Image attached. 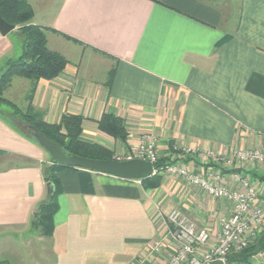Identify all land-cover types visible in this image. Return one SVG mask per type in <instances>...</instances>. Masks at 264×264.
I'll use <instances>...</instances> for the list:
<instances>
[{
    "label": "crops",
    "instance_id": "crops-1",
    "mask_svg": "<svg viewBox=\"0 0 264 264\" xmlns=\"http://www.w3.org/2000/svg\"><path fill=\"white\" fill-rule=\"evenodd\" d=\"M22 1L32 6L33 23L45 28L48 48L68 60L57 78L37 83L33 106L45 121L83 116L82 139L115 158L154 132L160 159H188L181 162L210 179L222 171L218 183L237 193L247 191L243 177L264 188V162L228 164L238 151L264 155V0ZM16 54L9 34L0 33V76ZM29 82L23 106L6 98L25 108ZM105 114L124 120L125 143L99 130ZM31 137L21 122L0 115V234L6 242L40 231L34 214L50 197L44 171L52 157ZM162 175L158 188L146 189L140 180L60 169L53 235L40 232L24 242L26 254L47 255L40 264H166L175 248L165 215L176 208L215 237L233 205L182 177ZM36 241L39 250L32 249Z\"/></svg>",
    "mask_w": 264,
    "mask_h": 264
},
{
    "label": "trees",
    "instance_id": "trees-1",
    "mask_svg": "<svg viewBox=\"0 0 264 264\" xmlns=\"http://www.w3.org/2000/svg\"><path fill=\"white\" fill-rule=\"evenodd\" d=\"M0 15L2 18L17 27L16 31L22 40L21 56L10 60L5 71L0 76V115L12 121H17L25 126H34L39 129L48 139L58 143L67 156H80L90 159H115L113 152L106 147L84 141L82 139L83 124L85 118L76 114H64L58 123L45 121V114L33 106V98L37 83L40 80H53L57 78L68 65V60L57 52L51 51L47 45L45 28L33 23L34 10L30 4L22 0H0ZM14 77H23L32 82V86L26 97L27 106L22 108L11 102L4 96ZM8 108V113L4 111ZM98 128L103 133L126 142L128 132L124 120L112 114H105L97 122ZM34 139L33 137H31ZM188 159L180 158L172 160L163 158L156 164L160 169L169 164ZM62 168H71L60 165L52 159V164L44 171L46 183H52L49 199L40 204L36 209L35 224L42 235L52 237L54 232V217L59 209L58 197L62 193L58 171ZM162 174H156L150 178L140 180L146 189L158 188L161 184ZM264 229L257 234L247 248L238 253H232L230 258L236 262H247L252 256L254 244ZM264 249V240L262 242Z\"/></svg>",
    "mask_w": 264,
    "mask_h": 264
},
{
    "label": "built area",
    "instance_id": "built-area-1",
    "mask_svg": "<svg viewBox=\"0 0 264 264\" xmlns=\"http://www.w3.org/2000/svg\"><path fill=\"white\" fill-rule=\"evenodd\" d=\"M158 136L154 132H146L140 136L137 147L125 158L116 157V160L142 159L154 165L153 175L169 174L182 177L188 183L207 191L215 199H224L233 205L229 216L220 218L218 234L213 237L207 227H200L190 220L180 209L171 210L165 215V221L170 226L169 237L174 254L166 264H264V249L249 258L247 262L232 261V253H238L249 246L264 227V188H257L247 177L242 183L247 189L245 193H237L226 186L219 184L222 171L211 173L209 178L202 170L196 169L184 162L169 164L160 169L156 164L160 161L158 152ZM192 153L186 149L184 155ZM209 158L224 161L215 154L209 153ZM257 160L264 162V155L259 151H238L228 164L234 161ZM259 202H258V201ZM164 215V214H162ZM164 247V240L156 241L153 250L160 253ZM138 264H145L140 260Z\"/></svg>",
    "mask_w": 264,
    "mask_h": 264
},
{
    "label": "water",
    "instance_id": "water-1",
    "mask_svg": "<svg viewBox=\"0 0 264 264\" xmlns=\"http://www.w3.org/2000/svg\"><path fill=\"white\" fill-rule=\"evenodd\" d=\"M16 26L6 22L0 15V33L4 36L16 30ZM29 130L33 138L51 155L52 159L58 164L71 167L80 168L84 170H92L100 174L111 175L124 180H143L153 176L154 165L146 160L133 159L119 161L116 159H90L80 156H67L62 147L48 139L39 129L34 126H25ZM52 183H48L49 193ZM36 216V213L34 214ZM264 240V232L259 235L255 244L253 255L260 252L262 242ZM214 264H221L220 262Z\"/></svg>",
    "mask_w": 264,
    "mask_h": 264
},
{
    "label": "rangeland",
    "instance_id": "rangeland-1",
    "mask_svg": "<svg viewBox=\"0 0 264 264\" xmlns=\"http://www.w3.org/2000/svg\"><path fill=\"white\" fill-rule=\"evenodd\" d=\"M9 36H10V39L12 40L13 44L15 45V51L17 52L15 57L17 58V57H19V55L21 53V48H22V40H21L20 34L16 30H14L11 33H9ZM13 82H14L13 86H12L11 90L9 91L10 96L5 95V94H4V96L10 97L13 101H15L19 105L23 106V104H22L23 100H22V96H21L22 91L26 87L28 88L30 86V82L28 79H25L23 77L14 78ZM113 157L115 158L114 153H113ZM263 229H264V227H263ZM39 234H40V231H37V229H30V232H23V233L20 232L17 235L11 236L12 239L8 240L7 242H6V240H4L6 237H4L0 234V253L4 252L3 250H6V248H8L9 252L13 253V254H0V262L7 260L10 262V264H36V263L40 264V263H44L47 255H46V257H44V255H42V254H26V248L23 246L24 242L35 240V238L37 236H39ZM32 246H33V248L31 247L32 249L39 250L40 245L38 244V241L34 242L32 244ZM27 253H29V252H27ZM23 256L26 258H24ZM32 256H34V257L32 258ZM52 257H53V255L50 256L49 258L51 259Z\"/></svg>",
    "mask_w": 264,
    "mask_h": 264
}]
</instances>
